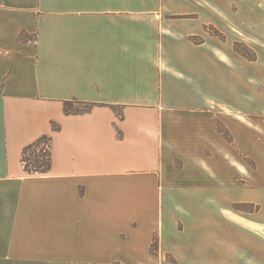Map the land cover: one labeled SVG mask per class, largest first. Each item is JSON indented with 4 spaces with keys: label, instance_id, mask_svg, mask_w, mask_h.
<instances>
[{
    "label": "crops",
    "instance_id": "1",
    "mask_svg": "<svg viewBox=\"0 0 264 264\" xmlns=\"http://www.w3.org/2000/svg\"><path fill=\"white\" fill-rule=\"evenodd\" d=\"M247 67L264 80V0H0V264H264ZM44 135L50 170L28 174Z\"/></svg>",
    "mask_w": 264,
    "mask_h": 264
},
{
    "label": "trees",
    "instance_id": "2",
    "mask_svg": "<svg viewBox=\"0 0 264 264\" xmlns=\"http://www.w3.org/2000/svg\"><path fill=\"white\" fill-rule=\"evenodd\" d=\"M210 34L219 37L220 39L223 38L221 34L216 32L215 30H210ZM28 38L24 35L20 36V40L26 41ZM194 42H198L197 39H193ZM244 49V50H243ZM234 51L242 56L243 58L247 59L248 61H254L255 56H247L246 54V47L239 43H234ZM78 105L80 108H76L75 106ZM63 106V112L66 115H80L83 113H87L90 111V109L95 106L94 104L85 103V102H79L77 100L72 101H65L62 104ZM216 128L218 131L224 136V138L228 141L230 140V137L228 133L219 125L216 124ZM60 128L55 123L51 124V130L52 132L58 131ZM50 143H51V137L49 135H44L34 142L28 144L22 149L21 154V163L23 166V169L28 174H45L50 170L51 167V151H50ZM246 162H248L251 166L253 163L248 160V158H244ZM235 211L239 212H253L256 211L257 208H254L248 204H234L233 206ZM150 252L153 255H157V241L156 238H153ZM165 259L168 260V256H165Z\"/></svg>",
    "mask_w": 264,
    "mask_h": 264
},
{
    "label": "rangeland",
    "instance_id": "3",
    "mask_svg": "<svg viewBox=\"0 0 264 264\" xmlns=\"http://www.w3.org/2000/svg\"><path fill=\"white\" fill-rule=\"evenodd\" d=\"M235 42H239V43L243 44L246 47V54H247V56L250 57V56L254 55L255 56V60L254 61H256L258 59L259 53L261 51L259 48H253V47H251L248 42H246V43L245 42H241V41H235ZM254 61H248L246 59V66H249L248 64L250 62H254ZM250 76H253V77L255 76L256 78H258L257 70H254L253 67H251V68H248L247 67L246 68V90H248V89H255V90L264 89V80H262V81H258V80L252 81V80L249 79ZM75 107L76 108H80V106H78V105H76ZM261 122L264 123V121H261ZM224 252L226 253L227 250L222 249L220 251V259L221 260H224L225 259Z\"/></svg>",
    "mask_w": 264,
    "mask_h": 264
},
{
    "label": "bare ground",
    "instance_id": "4",
    "mask_svg": "<svg viewBox=\"0 0 264 264\" xmlns=\"http://www.w3.org/2000/svg\"><path fill=\"white\" fill-rule=\"evenodd\" d=\"M231 28V27H230ZM235 30V29H234ZM253 39V38H252ZM255 42V41H254ZM256 43V42H255Z\"/></svg>",
    "mask_w": 264,
    "mask_h": 264
}]
</instances>
